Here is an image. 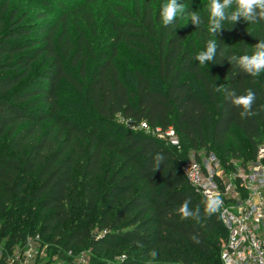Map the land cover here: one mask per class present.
Here are the masks:
<instances>
[{
	"label": "trees",
	"instance_id": "1",
	"mask_svg": "<svg viewBox=\"0 0 264 264\" xmlns=\"http://www.w3.org/2000/svg\"><path fill=\"white\" fill-rule=\"evenodd\" d=\"M72 1L16 0L12 6L0 0V234L12 219L29 224L47 212L45 232L57 237L83 206L85 214L97 213L101 233L92 235L84 219L58 245L63 251L90 246L121 254L119 262L100 264H222L220 216L205 214L208 199L181 166L191 151L218 153L226 165L255 158L264 145V72L252 77L230 62L264 40V21L226 20L216 36L208 31L211 0H180L186 13L168 27L160 19L167 0H103L97 15L88 7L92 0L70 10ZM191 11L202 25L191 23ZM98 16L108 38L92 58L87 28L95 30ZM210 39L218 44L216 63L201 66L194 57ZM121 46L139 60L134 85L117 64ZM217 85L237 95L251 88L257 114L241 118L242 109L216 92ZM65 88L72 92L70 107ZM118 115L127 123H117ZM143 121L174 128L181 150L135 129ZM157 153L164 160L155 170ZM31 176L29 199L24 181ZM185 200L190 209L199 207V220L181 218Z\"/></svg>",
	"mask_w": 264,
	"mask_h": 264
},
{
	"label": "built area",
	"instance_id": "2",
	"mask_svg": "<svg viewBox=\"0 0 264 264\" xmlns=\"http://www.w3.org/2000/svg\"><path fill=\"white\" fill-rule=\"evenodd\" d=\"M135 129L181 150V140L172 127L162 130L143 121ZM236 160L225 165L214 152L191 151L181 169L201 195L221 201L216 211L226 231L221 263L264 264V145L259 146L255 158ZM33 253L31 239L17 249L0 241V264H15L16 258L22 259L19 264H30Z\"/></svg>",
	"mask_w": 264,
	"mask_h": 264
},
{
	"label": "rangeland",
	"instance_id": "3",
	"mask_svg": "<svg viewBox=\"0 0 264 264\" xmlns=\"http://www.w3.org/2000/svg\"><path fill=\"white\" fill-rule=\"evenodd\" d=\"M16 0H11V5L15 3ZM29 0H22V5H27ZM103 2V0H92V5L88 6L95 15H97V4H100ZM37 3V2H35ZM71 3V2H68ZM84 3V5H88L89 1L87 0H74L69 6V9H77V7H80V5ZM80 18V17H79ZM83 19V17L81 16ZM72 21V20H71ZM102 18L98 16V22L96 24L95 30L91 28L88 29V38L91 43H93L94 48H89L87 50L88 54L92 58H96L99 51L103 49L106 44L105 40L108 38V25L105 21H103ZM81 22H83L81 20ZM120 57L117 59V64L119 68L121 69V72L124 76V79L130 84L134 85V78H133V67L135 64L139 61L138 59L132 58L133 53L129 49H127L125 46L120 47ZM136 61V62H135ZM64 93L66 94V97L64 99V102L69 107L74 105L69 100V97L71 89L65 88ZM115 121L117 123H120L122 125L126 124L127 122L120 116H116ZM249 149V148H248ZM218 154V153H217ZM216 154V155H217ZM218 159L223 163V158L218 154ZM242 159L236 160L237 163L241 162ZM32 179V180H30ZM25 184H27L28 188L24 186L25 192L28 194V198L32 199V192L35 188V181L34 178L31 176L28 178V180L24 181ZM18 203H21V200H18ZM25 205V204H23ZM47 212L41 213V215H38L36 218V221L33 223L27 224L25 221H22L20 223L14 222V219H12L10 225L2 230L0 234V240L3 242H6L10 239V237H14L15 240V246L13 245V249H17L18 247H22V242L24 239H31L32 240V246L34 248L33 253V259L30 264H100L98 261H101L103 259H114L116 262L121 261V254H113L108 252L107 249L101 248L93 249L90 246H87L85 248H76L74 250L69 251H63V249L59 248L58 245H64L66 242V236L70 233V227H77V225L80 223V221H88L89 225L93 227L91 230L92 235H98L99 232L97 229V222H96V216L97 213H94V211H90L85 214L83 210V206H79L76 208V213L72 221L64 224L61 226V234L57 237H54V233H48L45 232L44 226L42 224V220ZM14 216L19 214V211L15 208L13 212ZM4 221V216H0V230H1V223ZM59 237H61V241L59 240ZM217 241H220L221 247L223 245L225 237L223 236V233L217 234L216 237ZM11 242L13 240H10ZM60 241V242H58ZM14 242V241H13ZM26 243V240H25ZM16 247V248H15ZM22 261V259L16 258V263L19 264V261Z\"/></svg>",
	"mask_w": 264,
	"mask_h": 264
},
{
	"label": "clouds",
	"instance_id": "4",
	"mask_svg": "<svg viewBox=\"0 0 264 264\" xmlns=\"http://www.w3.org/2000/svg\"><path fill=\"white\" fill-rule=\"evenodd\" d=\"M235 5V8H233ZM186 9L180 0H167L161 6L160 19L165 27L173 25L178 16L185 15ZM209 17L207 20L208 31L212 35L219 33L224 27V21H229L232 25L240 18H243L249 24H255L264 21V0H211L209 8ZM193 25L200 26L204 23L201 15L196 11L187 13ZM218 44L216 40H208L206 50L199 51L194 59L199 65L203 66L206 63H216V55ZM230 62L244 73L257 77L261 72H264V40L259 41L254 45V51L251 55L232 56ZM216 92H223L226 98L230 99L233 106L241 108L239 115L241 118L254 116L257 113L252 111L256 101V93L251 89H247L245 94L237 95L235 90L228 91L221 85H217L214 89ZM264 110V105L260 106ZM155 159V170H157L164 160V156L157 153ZM221 201L218 198L210 197L204 209L205 214L211 215L218 211ZM182 219L193 218L199 220L201 213L199 207L195 210L190 209L189 201L185 200L178 209ZM152 261L158 257L157 250L153 249L149 253ZM151 264V262H150Z\"/></svg>",
	"mask_w": 264,
	"mask_h": 264
}]
</instances>
